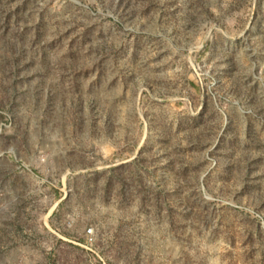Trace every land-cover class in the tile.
<instances>
[{"label": "rangeland", "instance_id": "1", "mask_svg": "<svg viewBox=\"0 0 264 264\" xmlns=\"http://www.w3.org/2000/svg\"><path fill=\"white\" fill-rule=\"evenodd\" d=\"M0 264H264V0H0Z\"/></svg>", "mask_w": 264, "mask_h": 264}, {"label": "trees", "instance_id": "2", "mask_svg": "<svg viewBox=\"0 0 264 264\" xmlns=\"http://www.w3.org/2000/svg\"><path fill=\"white\" fill-rule=\"evenodd\" d=\"M117 170V169H116Z\"/></svg>", "mask_w": 264, "mask_h": 264}]
</instances>
